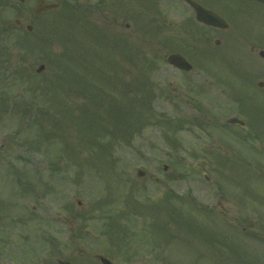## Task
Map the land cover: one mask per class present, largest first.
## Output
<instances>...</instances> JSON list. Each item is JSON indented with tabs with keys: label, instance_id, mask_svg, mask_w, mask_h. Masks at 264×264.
<instances>
[{
	"label": "rangeland",
	"instance_id": "374dc122",
	"mask_svg": "<svg viewBox=\"0 0 264 264\" xmlns=\"http://www.w3.org/2000/svg\"><path fill=\"white\" fill-rule=\"evenodd\" d=\"M39 1L0 0V264H264V9L207 0L215 45L164 0Z\"/></svg>",
	"mask_w": 264,
	"mask_h": 264
},
{
	"label": "flooded vegetation",
	"instance_id": "af4514ba",
	"mask_svg": "<svg viewBox=\"0 0 264 264\" xmlns=\"http://www.w3.org/2000/svg\"><path fill=\"white\" fill-rule=\"evenodd\" d=\"M164 1L166 3V6L168 7L167 9L169 11H171L174 14L175 13H180L181 15L188 16L189 17L188 18L189 21L192 22V23L195 20L194 17H195V14H196V10L194 8V3L199 5L200 7H203L204 9L212 11L215 14L219 15L220 17H222L224 19L225 23H226V28L225 29H221V28H217V27H211L212 29H214L213 33L218 35V38H215V40H214V41H218V44L220 43V40H222V39L224 40L225 39V37L223 36V32H225V31L229 32L231 30V25L228 23L227 19L218 11L217 8H215L211 4H208L209 2L207 0H164ZM235 2H237L236 10L243 11L245 9L244 8V4H246V6H248V4L250 5V3L253 4V5H260L262 7V10L264 9V2H261V1L239 0V1H235ZM221 4H222V2H221ZM224 7H225V5H224ZM209 38H210V34H209ZM220 38H222V39H220ZM224 41L226 42V40H224ZM250 44H252V43H247L246 45L249 48V51L251 52L250 54H252V51H254V47L255 46H252L253 44L252 45H250ZM252 56H254V55L252 54ZM255 57L256 58L258 57L261 61L264 62V59L259 57V55H256ZM261 73L264 76V71H262Z\"/></svg>",
	"mask_w": 264,
	"mask_h": 264
},
{
	"label": "water",
	"instance_id": "95a60500",
	"mask_svg": "<svg viewBox=\"0 0 264 264\" xmlns=\"http://www.w3.org/2000/svg\"><path fill=\"white\" fill-rule=\"evenodd\" d=\"M259 1H264V0H259ZM57 5L56 4H44L42 5V1H40L36 8H35V12L38 13L40 11H44V10H48L51 8H55ZM196 11H197V19L199 21H202L206 24H211V25H222V21L220 18H218L217 16H215L214 14H212L211 12H208L206 10H204L201 7L196 6ZM27 29H31L30 26L27 27ZM167 61L169 64L176 66L180 69L183 70H190L191 69V65L187 63V61L179 54H171L168 56ZM43 68V66H40L38 71H40ZM234 122H239L238 120H231ZM100 261L102 262V264H110V262L108 261V259L104 258V257H100ZM59 264H71L67 261H62L59 260L58 261Z\"/></svg>",
	"mask_w": 264,
	"mask_h": 264
}]
</instances>
